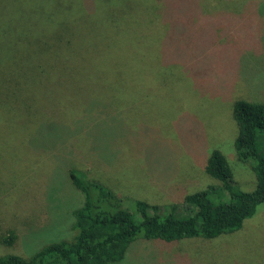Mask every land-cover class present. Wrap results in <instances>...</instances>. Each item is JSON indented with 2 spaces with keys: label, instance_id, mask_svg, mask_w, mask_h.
Here are the masks:
<instances>
[{
  "label": "rangeland",
  "instance_id": "obj_1",
  "mask_svg": "<svg viewBox=\"0 0 264 264\" xmlns=\"http://www.w3.org/2000/svg\"><path fill=\"white\" fill-rule=\"evenodd\" d=\"M185 7L178 40L150 0H0V72L25 74L33 107L6 104L17 87L1 79L0 256L71 238L83 202L72 167L131 201L181 203L220 185L205 171L220 149L240 189L256 187L237 158L232 105L264 101V0ZM11 231L14 242H2ZM136 242L117 264H264V203L212 240Z\"/></svg>",
  "mask_w": 264,
  "mask_h": 264
},
{
  "label": "trees",
  "instance_id": "obj_2",
  "mask_svg": "<svg viewBox=\"0 0 264 264\" xmlns=\"http://www.w3.org/2000/svg\"><path fill=\"white\" fill-rule=\"evenodd\" d=\"M150 1L161 6L159 15H169L177 30L180 29L175 32L178 40L187 37L186 22L178 11L188 9L185 5L191 0ZM222 23L229 24V21ZM213 34L214 28L209 40ZM11 75L8 78L9 72H0L1 85L5 77L6 82H15L17 87L13 89L16 97H6L3 101L12 106L22 105L26 107L25 115L32 114L33 107L20 82L25 74ZM29 77L36 83L37 79L41 82L43 72L31 73ZM232 116L238 128L234 141L237 158L248 163L256 175L253 190L240 189L229 160L220 149H214L205 163L207 174L220 185L189 193L181 203L161 205L145 200L131 201L111 187L88 180L84 173L72 167L69 178L81 191L83 202L72 210L71 238L48 242L27 257L0 256V264H117L125 260L138 239L175 244L186 239L212 240L240 229L264 203V101L238 98L233 102ZM15 237L11 231L2 242L12 244Z\"/></svg>",
  "mask_w": 264,
  "mask_h": 264
}]
</instances>
